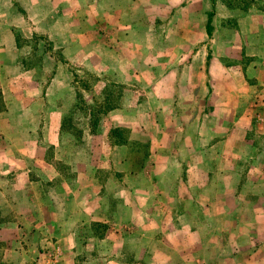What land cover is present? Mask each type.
Masks as SVG:
<instances>
[{"label":"rangeland","instance_id":"obj_1","mask_svg":"<svg viewBox=\"0 0 264 264\" xmlns=\"http://www.w3.org/2000/svg\"><path fill=\"white\" fill-rule=\"evenodd\" d=\"M67 1L0 0V264H264V0H163L121 48Z\"/></svg>","mask_w":264,"mask_h":264},{"label":"crops","instance_id":"obj_2","mask_svg":"<svg viewBox=\"0 0 264 264\" xmlns=\"http://www.w3.org/2000/svg\"><path fill=\"white\" fill-rule=\"evenodd\" d=\"M80 1H83L84 5L91 8L90 12H94L95 7H99L101 5L106 7L105 11L108 12L107 19H105L107 22V28L112 31V37L117 38L118 46L121 48L127 44V39L123 38L127 37V33H124L123 37H121L118 31L130 30L131 27H126V25L130 24L132 20H138L136 17L137 15L147 12L152 7L161 5L163 0H68L65 2V5L73 7L76 13L78 7L80 6ZM118 11H120V13H118ZM110 19H112V21L116 19L117 22H120L121 20L122 27L119 25L114 27L113 23L109 24Z\"/></svg>","mask_w":264,"mask_h":264}]
</instances>
